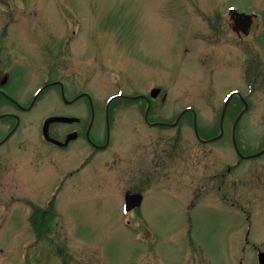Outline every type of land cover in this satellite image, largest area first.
I'll return each mask as SVG.
<instances>
[{"label": "rangeland", "instance_id": "rangeland-1", "mask_svg": "<svg viewBox=\"0 0 264 264\" xmlns=\"http://www.w3.org/2000/svg\"><path fill=\"white\" fill-rule=\"evenodd\" d=\"M199 1L201 9L198 6L197 11L189 0H70L66 9H56L54 4V8H45L42 4L35 14L26 17L54 26L67 22L95 28L128 27L131 23L141 26L143 38L149 44L146 49L135 46L132 51L129 45L99 48L104 60L125 70L127 75L121 77V72L113 67L104 69L100 65V69L96 61L89 62L87 74L75 68L56 74V78L65 82L66 98L79 91L87 93L99 131L101 126L105 127L103 103L116 92L115 81L125 86L127 95L143 93L142 87L150 81L162 85L168 90L169 121L180 108L192 105L202 138L218 135L227 92L238 89L250 102L235 130L236 145L247 158L239 160L232 140L233 123L243 109L240 100H231L227 107L223 136L207 145H200L194 138L189 116L177 128L150 131L142 118L129 121L133 108L129 105L138 109L141 103L121 104L125 106L111 113V143L106 151L98 154L97 162L79 168L74 177L66 179L58 192L51 222L55 237L38 238L30 227L31 215L35 209L45 208L62 177L79 165V148L86 147L79 140L73 143L75 149L71 151H49L39 141V127L43 118L56 114L76 115L86 121L89 107L84 102L70 107L56 105L61 101L56 88L40 93L36 99L39 104L26 113H20L13 105H0V139L9 134L14 124L12 119L1 115L20 116L19 126L0 148V153H6L3 167L0 163V217L4 214L6 219V224L0 227V264H240L241 260V264H257L252 245L264 250V203L252 202L257 199L264 202V191L256 195L251 189L260 176L263 180L264 155L248 157L258 154L264 146V62L253 92L245 94L243 83L234 73L211 76L212 46H181L176 30L185 22L183 8L199 18L190 21L194 25L207 23L205 18L211 15L201 17L200 11L211 3L256 12L264 21V0ZM90 40L86 53L94 54L96 47ZM186 48L189 51H184ZM258 53L262 57L264 50ZM219 55L222 57V53ZM252 55L250 51L249 57ZM232 57L240 77V52H233ZM45 79L47 76L43 74L18 77L12 84L17 87L11 86L8 93L19 101H30ZM103 135L105 138V131ZM176 144L180 148L173 153L171 146ZM160 146L170 156L166 178H162L158 164L148 167L150 173L156 172L150 180L159 184L163 179L169 185L150 186L151 190H147L144 187L148 168L144 165L134 168L133 159H145L153 149L159 151ZM211 170L218 175L212 181ZM135 175L137 188L133 183ZM135 191L145 195L143 205L126 215L124 195ZM192 193L201 201L187 217L185 207ZM243 211L251 216L250 224ZM247 224L250 247L241 254ZM189 237L194 248H189ZM51 238L56 246L54 254ZM25 245L26 249L22 248Z\"/></svg>", "mask_w": 264, "mask_h": 264}, {"label": "flooded vegetation", "instance_id": "flooded-vegetation-1", "mask_svg": "<svg viewBox=\"0 0 264 264\" xmlns=\"http://www.w3.org/2000/svg\"><path fill=\"white\" fill-rule=\"evenodd\" d=\"M69 1L70 0H0V105H13L16 110L20 111V113L31 111L34 105H38L39 102L32 100L19 101L16 98L10 96L8 90L12 86L13 81L16 78L25 75L32 78L38 74L47 76V79L43 81V84H40L38 86L39 88L45 87L43 91L53 88L58 89L61 101L55 103L56 105L70 107L78 105L82 102H84V104H87V106L89 107L90 116L86 121H83L80 116L76 117V115L74 116L67 114H56L44 118L39 127V141L41 144L47 147L49 151H58L60 153H63L67 150L71 151L74 148L73 143H75L76 141L83 140L85 142L86 147H83V149L79 148L80 150L78 151L79 156L77 159H79L78 161L80 163L79 168H82L90 163L97 162V159H99L98 154L106 151V148L111 143V113L119 106H125L121 105L124 103L139 102L142 104L137 105L138 109H136V105H129L133 106V108L135 109L133 110L132 108V111H129V121H137L138 119L142 118V122L147 130L162 131L164 129L177 128L183 121V119L189 116L192 119V126L194 131V112L188 111L183 116H181V118L177 122L176 120L181 112L185 109H193L195 111V108L192 105L182 107L177 111V113H175L174 119L172 121H169L168 115L170 114V108L169 105H166L168 90H166L162 85H159L158 83H155L153 81L148 82L142 87L143 93L132 95L142 96L139 100L131 102L113 101L110 105H106V103H103L104 109L102 121L105 127L101 126V119L99 118L98 123L101 126L100 131L98 130V126L96 125L97 118L95 117L92 103L86 101V96L83 95L85 92L79 91L73 97L66 98V101L63 99V95H65V89L67 90V88L65 87L64 80L56 78V74H63L67 71L73 70V68L81 71L84 74H87L89 62L91 61H96L99 68L100 65H102L103 67L101 68L104 69L114 66L110 62L108 63L107 60H104L105 58H102L99 52L100 45H102L103 47L129 45V48L131 47L132 51L135 49V46H142V48L146 49V47L149 45L148 42L146 43L147 39L143 38L144 32L142 31L141 26L134 23H131L128 27L123 25L117 26V28H95L88 27L84 23L74 24L69 22L56 23L59 25L54 26L50 23L30 21L28 20V17H26V15L35 14L38 9L42 8V4L45 8H47L46 6H50V8H54L55 6L56 9L59 7L61 8L59 10H62L66 9L69 6L67 4V2ZM189 2L191 3L192 8L197 10L198 6H200L201 9L199 0H189ZM191 7L189 8L193 10ZM221 8L224 9L221 11ZM204 9L206 10L200 11L202 12L200 15L201 17L203 16V14L211 15L205 18V21H207V23H205L204 25H201L197 22L194 25L190 21L194 22V18L196 20L199 18L194 16L193 12H185L184 8L182 9V17L185 22L180 24L176 30V32L178 33V38L180 40V45L212 46V62L209 61L211 76H220L228 72H232L243 83L242 87L246 91L245 94L252 93L253 89L255 88V83L257 84V78L262 75H260V70L262 67L261 62H264V53L262 57L258 53L264 50V21L262 20V15L256 12L238 11L233 5L216 7L212 6L211 3L210 6H204ZM232 11H236V13ZM243 14L251 15V17H245ZM119 32L120 34H122L121 38L117 37V35H120ZM96 33H99L100 36H97ZM91 36H93V38H91L90 40ZM89 40L93 41L94 44L92 46L96 47V53L94 54L86 53V46H88L87 44ZM250 46H252L253 48H249ZM184 51L189 50L188 48H186L184 49ZM236 51L240 52L241 55L239 67L240 77L236 74L237 67L235 65H237V63L234 57H232V53ZM250 51L253 53V55L249 57ZM219 53H222V57L219 55ZM90 67H92V65ZM113 69L121 72V77L127 75L126 71L123 69H119V67H113ZM249 74H251V77L249 76ZM115 83H117L116 94L121 93L123 96H126L127 94L125 93V86L119 85L117 81H115ZM13 86H16V84H14ZM153 89H160L155 98L151 97V91ZM233 90L239 91L238 89ZM245 98L248 97H246L245 95ZM147 99H150V105H147ZM245 101L247 105L250 104L247 99H245ZM240 102L243 105V102L241 100ZM172 114H174V112H172ZM1 116L12 119L14 121V124L9 134L0 139V148L5 145V140L9 137V135L17 129L16 128L14 130L15 125L17 124L18 127L20 123V116L17 114L7 113ZM55 116L72 117L78 119V121L73 123H50L47 126L46 130L47 137L49 139L47 140L43 134V125L48 118ZM174 123V126H170ZM57 126L61 128L57 129ZM59 130H61L60 133L58 132ZM104 131L105 138H103ZM73 133L75 134V136L68 141L69 136ZM194 138L196 139L195 134ZM202 139L205 141L211 140L212 136H209L207 138L203 137ZM53 141L58 142L59 144ZM196 141L200 145L212 144V142L201 143L198 139H196ZM176 145L177 146H171L173 153H175V149L180 148L178 146L179 144ZM157 149L158 148L153 149V153L148 154L147 157L143 155L145 159H140L139 157L134 158L133 167H142L144 165L145 169H147L152 165H155L157 167V165L160 164V169L162 170L161 172H163L161 176L162 178H166V174L168 171L167 165L170 156H168L167 153L163 151L162 146L159 147V151H157ZM73 152H77V149L73 150ZM158 152H160V155H158ZM180 157L181 159H183V155ZM4 158H6V153L1 152V167H3L4 163L6 162V159ZM78 170L79 169L76 168L74 171L68 172L64 175V178L67 179L74 177ZM147 172L146 184L144 187L145 189L151 190L150 186L158 188L160 186L167 187L169 185V183H166V181H164L163 179L159 184L157 182L152 183L150 179L156 172L153 173L151 171L150 173L149 168ZM217 176V173H212L211 170L209 180H215ZM136 177L138 176L135 175V177H133V183L137 188L139 184L134 182V179ZM261 178L262 176L259 177L257 185L251 189L252 191H255H253V194L256 193L257 195L259 191H264V177L263 180ZM133 194H141L142 200L141 204L138 207L134 208L131 212L136 211L142 207L145 196L141 192L136 191L133 192ZM194 196L195 194L192 193V196L189 197V204H187V206L185 207V212L187 211V217L189 215V212L194 209L195 206L201 201ZM257 197H259V195ZM257 197H255V199H257ZM247 203L249 204L250 202L247 201ZM252 203L264 202L257 199V201H254ZM1 205L2 207L4 206V204ZM48 205L49 204H46L44 209H35L34 214L30 217L29 222L30 227H32V233L38 238L43 236L55 237L56 234V231L51 229V222L54 218L53 205L50 204L49 208H47ZM243 214L246 218L247 223L250 224L251 216L249 215V213L244 212ZM4 216L5 215L2 214L0 217V227L6 224H4V222H6ZM248 224L246 226L243 244L240 246L241 254H244L250 247L248 240L250 227ZM187 241L190 244L189 248H194L191 245L192 241L190 240V237L187 239ZM51 244H53L54 247L51 248L54 254L53 249H56V246L54 245L55 241L53 239L51 241ZM22 248L26 249V245ZM252 248L255 252V255L258 254V252H264V250H262L259 246L252 245ZM1 250L2 248H0V253L2 252ZM241 263L242 260L240 261V264Z\"/></svg>", "mask_w": 264, "mask_h": 264}, {"label": "water", "instance_id": "water-1", "mask_svg": "<svg viewBox=\"0 0 264 264\" xmlns=\"http://www.w3.org/2000/svg\"><path fill=\"white\" fill-rule=\"evenodd\" d=\"M155 92L152 93V96H156L155 95L156 94ZM226 106L227 105L224 106V108L222 110V113H221V119H220V135L218 137L212 139V140H218L222 136V134H223L222 123H223V119H224V116H225ZM245 109H246V105H245ZM245 109L238 116V118H237V120H236V122L234 124V127H233V143H234L235 148H236L235 140H234V134H235L234 129H235V125L237 124V122L240 119V117L242 116V114L245 112ZM55 120H59V121H62V122H73V121H75V119H71V118L58 117V118H52V119H50L49 122H53ZM195 133L198 136L196 128H195ZM260 154H262V153H260ZM259 155H256V156H259ZM140 199H141V196H139V195H128L127 196V205L130 204V209H131L134 206L139 205ZM259 262H260V264H264V253H259Z\"/></svg>", "mask_w": 264, "mask_h": 264}]
</instances>
